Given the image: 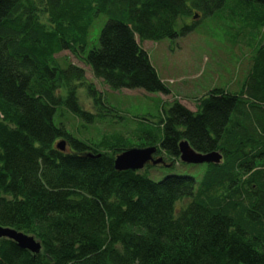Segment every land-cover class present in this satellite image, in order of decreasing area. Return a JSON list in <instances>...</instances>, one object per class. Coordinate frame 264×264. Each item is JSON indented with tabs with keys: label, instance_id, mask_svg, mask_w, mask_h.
I'll return each mask as SVG.
<instances>
[{
	"label": "trees",
	"instance_id": "trees-1",
	"mask_svg": "<svg viewBox=\"0 0 264 264\" xmlns=\"http://www.w3.org/2000/svg\"><path fill=\"white\" fill-rule=\"evenodd\" d=\"M204 18L252 42L237 91L214 88L196 110L173 101L156 121L136 115L129 138L70 130L72 118L124 116L58 54L71 51L111 90L169 94L142 42ZM183 140L221 161L201 176L178 171L194 165L180 158ZM151 146L163 162L116 169L123 151ZM153 167L169 172L155 179ZM0 225L42 244L34 253L0 238V264H264V0H0Z\"/></svg>",
	"mask_w": 264,
	"mask_h": 264
},
{
	"label": "rangeland",
	"instance_id": "rangeland-1",
	"mask_svg": "<svg viewBox=\"0 0 264 264\" xmlns=\"http://www.w3.org/2000/svg\"><path fill=\"white\" fill-rule=\"evenodd\" d=\"M103 17L101 20L105 21L107 17ZM198 19L199 17L195 20ZM192 21L193 18L186 19L189 24ZM102 26L103 23L101 25L99 21L92 31V37L98 35V30ZM228 30L225 22H213L204 18L200 19L191 31L176 39L142 42L161 79L170 88L169 94L148 93L142 89L128 88L111 90L102 79L94 76L89 65L71 51H62L58 54L59 59L83 68L88 81L102 92L104 99L111 106L121 110L124 116V119L114 117L117 118L116 122H111L113 116L108 114L100 122L87 124L83 121L76 123L72 118L70 130L85 141L99 140L116 130L122 131L129 138L136 115H146L156 121L162 113V106L169 107L167 105L173 101L177 100L196 110L197 99L214 88L237 91L251 62L252 42L245 37H235L234 31L228 32ZM79 98L85 108L94 109V102L84 87L79 89ZM155 156L158 157V154ZM205 165L178 164L177 170L194 171L201 176ZM158 169L161 171L160 174L157 172V167L149 168V175L159 179L169 172L167 168ZM187 202L188 200L178 202L177 208L180 209Z\"/></svg>",
	"mask_w": 264,
	"mask_h": 264
},
{
	"label": "water",
	"instance_id": "water-1",
	"mask_svg": "<svg viewBox=\"0 0 264 264\" xmlns=\"http://www.w3.org/2000/svg\"><path fill=\"white\" fill-rule=\"evenodd\" d=\"M180 158L188 164H203L211 162H220L222 155L220 152L213 151L210 153H201L192 148L188 141L180 142ZM59 148L65 149V143L60 142ZM157 148L154 146L145 148H130L123 151L115 158V167L118 170H139L146 165L159 164L163 162L162 157H156ZM0 238L12 239L23 248L34 253H39L42 250V244L33 235H29L23 231L14 228L4 227L0 225Z\"/></svg>",
	"mask_w": 264,
	"mask_h": 264
}]
</instances>
